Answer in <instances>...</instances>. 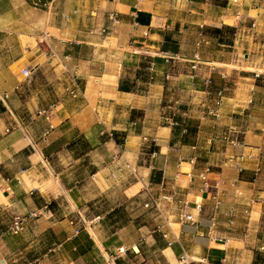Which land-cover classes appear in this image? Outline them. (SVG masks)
Masks as SVG:
<instances>
[{
  "label": "crops",
  "instance_id": "0c3cea01",
  "mask_svg": "<svg viewBox=\"0 0 264 264\" xmlns=\"http://www.w3.org/2000/svg\"><path fill=\"white\" fill-rule=\"evenodd\" d=\"M124 256L264 264V0H0V264Z\"/></svg>",
  "mask_w": 264,
  "mask_h": 264
},
{
  "label": "rangeland",
  "instance_id": "374dc122",
  "mask_svg": "<svg viewBox=\"0 0 264 264\" xmlns=\"http://www.w3.org/2000/svg\"><path fill=\"white\" fill-rule=\"evenodd\" d=\"M29 43H31V45H32V42H29ZM76 150H77V153L76 154L80 155L81 152H82V150H83L82 149V145L80 143H77ZM48 162H49L50 166L53 168V170L56 173H62L63 176L61 177L62 178L61 180H62V182L64 184H67V182L71 178V176H68V174L70 172H73L74 171V174L77 176L78 180H82L83 179L82 178L83 177V171H84V169L85 170L87 169V163H85L84 167H82V163H83L82 160H79L75 164H72V167L73 168L72 169H69V170H67L68 169V166L66 165L67 164L66 161H63L62 162V161H57L55 159H53V160H50L49 159ZM111 199H114V196L112 194H110V201H112ZM57 201H59V200H57ZM59 203H62V204H59V205H61L62 208H65L66 204L64 202H60L59 201ZM108 204H109V202L104 203V204L101 203L100 206L99 205H96V209L94 210V212L95 213H99V212L109 211L110 208H108ZM47 208H51L55 212L60 209L57 206V204L56 203H53V202H51L48 205ZM130 209H131V207H129L128 209H123V214H120L119 215L120 218L121 219H124L122 217H124L125 215L128 218V216H130V214H131L132 217H135L134 218L135 220H138L139 219L144 224L146 222H148V224H150L151 222L154 223L153 220L157 221V217H156L155 213L148 212L149 214L146 216L145 213L142 212V211H146L144 208H142L143 210L141 208H139V209H133L132 210V213H131ZM114 219H115V212H113V216L110 218V220L113 221ZM108 226L112 227V229L116 228V225H114V223L109 224ZM122 263L123 264H137L138 263V260H134L130 256H124V258L122 260Z\"/></svg>",
  "mask_w": 264,
  "mask_h": 264
},
{
  "label": "built area",
  "instance_id": "2783aa9c",
  "mask_svg": "<svg viewBox=\"0 0 264 264\" xmlns=\"http://www.w3.org/2000/svg\"><path fill=\"white\" fill-rule=\"evenodd\" d=\"M22 76L24 78H27L29 75H30V70H22L21 72ZM73 96L75 95L74 92L71 93ZM218 102V100H217ZM219 104V103H218ZM55 106H49L47 109L45 110H41L38 112V115H41L45 118L46 122H47V128L44 132V138H46L48 136V134L54 129L53 125L51 124V114H52V111L54 109ZM210 115H213L215 116L216 113L213 112V111H210L209 112ZM224 140L227 141L231 146H237L238 145V139L237 138H230L229 136L225 135L224 136ZM202 181H204V178H201ZM205 185V184H204ZM176 193L172 190L170 194H167V195H164L161 199L165 202H175L176 200ZM178 204H180L181 206V210L184 211V210H187V208L189 207V204L184 202V201H177ZM143 208L148 211V212H152V213H155L157 219L158 217H160V210H159V207H158V203L153 200L152 197H150L146 202L145 204L143 205ZM200 208V207H197V209ZM180 219L183 221V222H186V223H191V224H194L195 221L193 219V217L189 214H186V213H181L180 215ZM160 222V220H158ZM21 226H22V220L20 218H16L12 224V227L10 229V231L14 234H16L17 232L20 231L21 229ZM162 223L161 224H158L155 226L154 228V232L156 233H160L162 238H166L167 234L166 233H163L161 230H162ZM75 233L77 234L78 233V230L75 231ZM122 251V250H121Z\"/></svg>",
  "mask_w": 264,
  "mask_h": 264
},
{
  "label": "bare ground",
  "instance_id": "6f19581e",
  "mask_svg": "<svg viewBox=\"0 0 264 264\" xmlns=\"http://www.w3.org/2000/svg\"><path fill=\"white\" fill-rule=\"evenodd\" d=\"M168 253V252H167ZM169 254V253H168Z\"/></svg>",
  "mask_w": 264,
  "mask_h": 264
}]
</instances>
